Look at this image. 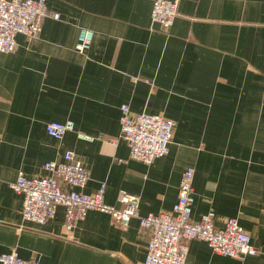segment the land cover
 I'll return each mask as SVG.
<instances>
[{
  "label": "crops",
  "instance_id": "crops-1",
  "mask_svg": "<svg viewBox=\"0 0 264 264\" xmlns=\"http://www.w3.org/2000/svg\"><path fill=\"white\" fill-rule=\"evenodd\" d=\"M154 0H46L59 20L38 37L19 34L0 53V256L15 251L40 264H140L148 234L137 219L123 229L89 211L71 239L64 209L44 225L22 220L18 173L44 177L66 151L90 170L82 189L105 183L104 202L120 191L139 198V216L168 213L183 172L194 177L191 220L213 211L214 225L237 219L259 251L229 258L199 240L186 264H264V0H180L168 32L151 20ZM80 29L90 48L75 50ZM175 124L169 153L151 165L129 158L120 139V106ZM74 131L49 137L50 122ZM83 134L93 138L85 141Z\"/></svg>",
  "mask_w": 264,
  "mask_h": 264
},
{
  "label": "built area",
  "instance_id": "built-area-1",
  "mask_svg": "<svg viewBox=\"0 0 264 264\" xmlns=\"http://www.w3.org/2000/svg\"><path fill=\"white\" fill-rule=\"evenodd\" d=\"M180 0H154L151 20L161 31L168 32L178 15ZM59 20L58 13L48 11L46 0H0V53H12L16 49L15 37L19 34L33 39L41 32L45 18ZM93 32L80 29L76 52L84 54L93 40ZM175 124L161 115L144 113L132 115L128 105L120 106V139L126 143L129 158L145 165L169 153ZM47 135L61 139L67 132L74 131L72 121L50 122L45 126ZM79 139L93 138L78 134ZM44 177H26L18 173L11 189L22 196V220L44 225L53 219L57 207L64 209V231L66 238L73 237L76 224L85 219L89 211L108 215L123 229L131 220L137 219L139 228L148 234L145 260L140 264H186L188 243L202 241L216 255L229 258L256 256L259 251L252 245L249 235L237 219L228 218L222 227L214 225L215 214L209 211L198 221L191 220L194 202L192 182L194 170L186 169L178 186L177 200L168 213L139 216V198L120 191L116 202L118 207L104 202L105 183L93 194L82 189L90 179V170L66 151L61 162H48ZM0 264H40L23 260L15 251L0 256Z\"/></svg>",
  "mask_w": 264,
  "mask_h": 264
}]
</instances>
